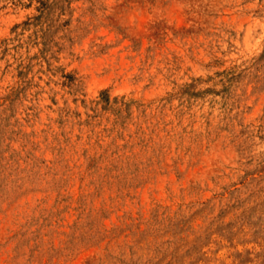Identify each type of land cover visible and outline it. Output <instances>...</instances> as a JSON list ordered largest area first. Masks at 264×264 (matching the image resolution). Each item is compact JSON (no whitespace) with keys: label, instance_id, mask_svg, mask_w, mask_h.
Returning <instances> with one entry per match:
<instances>
[{"label":"rangeland","instance_id":"rangeland-1","mask_svg":"<svg viewBox=\"0 0 264 264\" xmlns=\"http://www.w3.org/2000/svg\"><path fill=\"white\" fill-rule=\"evenodd\" d=\"M0 264H264V0H0Z\"/></svg>","mask_w":264,"mask_h":264}]
</instances>
